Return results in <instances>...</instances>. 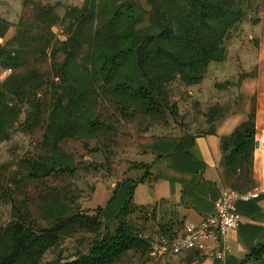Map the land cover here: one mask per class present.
<instances>
[{"label": "rangeland", "instance_id": "1", "mask_svg": "<svg viewBox=\"0 0 264 264\" xmlns=\"http://www.w3.org/2000/svg\"><path fill=\"white\" fill-rule=\"evenodd\" d=\"M130 1L84 0L75 6L61 0H0V69L7 62L13 66L9 76L0 74L5 94L0 113V228L18 222L33 230L49 229L59 218L66 220L69 225L39 259L41 264H61L89 252L93 227L73 218L99 217L102 231L116 229L115 216L98 212L93 198L98 186L117 188L150 177L147 163L140 161L146 156L137 144L140 137H196L211 132L233 112L248 109L258 120L264 114V0H235L244 17L223 41L220 60L210 62L198 81L174 75L164 85L159 110L132 104L100 79L74 83L59 76L66 49L75 60L73 70L90 68V48L104 37L97 33L100 23ZM139 1L147 6V0ZM76 8L85 9L84 15L73 17ZM23 78L28 79L25 86L16 85ZM253 90L255 94H247ZM77 91L81 98L72 103L88 110L100 129L85 132L79 120L51 121L55 104L66 107ZM258 147L256 142L244 166L234 169L223 161L224 186L240 192L257 186ZM58 152L72 155V172L30 176L32 159ZM185 224L179 205L171 201L135 206L126 228L148 246L129 250L112 264H192L202 255L171 251ZM244 264H264V256Z\"/></svg>", "mask_w": 264, "mask_h": 264}, {"label": "trees", "instance_id": "2", "mask_svg": "<svg viewBox=\"0 0 264 264\" xmlns=\"http://www.w3.org/2000/svg\"><path fill=\"white\" fill-rule=\"evenodd\" d=\"M146 3L145 7L139 0H132L112 9L110 17L100 23L97 31L104 36L103 40L90 48V68L83 72L73 70L75 60L66 49L67 61L58 75L68 77L74 83H81L84 79H100L132 104L159 110L164 85L177 74L187 82L201 80L210 62L220 60L224 50L223 41L244 17L243 10L235 0H147ZM73 11V17L79 18L84 15L85 9L76 8ZM95 12L92 10L93 15ZM3 58L2 61L5 60ZM4 69H11L9 76L13 66L7 62ZM27 80L20 79L16 85L23 87ZM12 91L7 88L8 93ZM81 94V91H77L75 96L72 95L66 107L55 104L51 121L79 120L82 122L80 129L85 132L100 129V123L88 117V110L72 103V99H80ZM4 98L0 87V113L5 107ZM51 129L49 125L47 135ZM211 133H214V129ZM256 134L253 112L230 136L223 137V161L234 169L249 162ZM53 146L57 153V143ZM56 153L32 159L28 165L30 176L37 179L54 173L72 172V155ZM144 167L150 171L151 165L144 164ZM144 181L145 178H142L131 184L127 200L115 215L118 226L114 231H102L99 217L89 220L73 218L75 223H90L95 237L89 252L61 264H112L129 250L146 248L148 242L126 228L127 217L137 206L134 203L135 188ZM118 188L110 202L116 198ZM96 210L101 213L104 209L98 207ZM67 225L66 220L59 218L49 229L33 230L18 222L0 228V264H41L39 259L55 244L57 234L63 233ZM263 256L264 244H259L241 264Z\"/></svg>", "mask_w": 264, "mask_h": 264}, {"label": "crops", "instance_id": "3", "mask_svg": "<svg viewBox=\"0 0 264 264\" xmlns=\"http://www.w3.org/2000/svg\"><path fill=\"white\" fill-rule=\"evenodd\" d=\"M61 1L80 6L84 0ZM255 93V90L247 91V94ZM250 113L248 109L233 112L216 124L214 133L207 132L196 137H140L138 147L146 154L140 161L151 167L150 178L135 188L134 203L137 206H149L161 200L171 201L179 205L183 220L193 224L212 213L216 200L229 188L222 183L225 156L222 139L247 121ZM256 128V142L260 149L256 151V157L260 163L258 169L255 167L254 178L257 183L255 188H259L261 194L257 199L236 203L242 221L237 229L228 233L230 251L227 259L220 261L201 254L202 258L192 264H241L254 247L264 244V114L260 120L256 118ZM130 187L129 183L122 184L116 198L110 202L116 188L98 186L93 203L104 209V215L115 216L127 200Z\"/></svg>", "mask_w": 264, "mask_h": 264}, {"label": "built area", "instance_id": "4", "mask_svg": "<svg viewBox=\"0 0 264 264\" xmlns=\"http://www.w3.org/2000/svg\"><path fill=\"white\" fill-rule=\"evenodd\" d=\"M11 69H0L1 77L7 76ZM5 74V76H2ZM261 192L254 188L240 192L227 188L216 200L212 213L206 215L199 223H186L174 241L171 251L175 254L194 251L212 256L220 261L227 259L230 251L228 233L237 229L242 221V214L236 206L238 201L257 199Z\"/></svg>", "mask_w": 264, "mask_h": 264}]
</instances>
